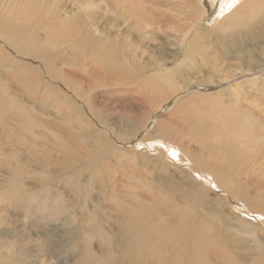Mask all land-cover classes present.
<instances>
[{
    "label": "bare ground",
    "instance_id": "obj_1",
    "mask_svg": "<svg viewBox=\"0 0 264 264\" xmlns=\"http://www.w3.org/2000/svg\"><path fill=\"white\" fill-rule=\"evenodd\" d=\"M131 1L103 0L102 3L105 13H111L115 21L131 15L125 9V5ZM148 1L153 2L155 12H158V8L173 12L169 21L173 27H169L171 34L172 31L174 33L177 29L180 30L178 24L181 16H187L191 22L183 25L185 32L182 31V39H179L180 42L175 45L182 49L183 52L180 51L186 59L194 56L193 53L202 58L221 55L223 60L229 56L228 58L236 65L234 70L239 72L236 76L246 70L253 71L256 64L264 67V0H212L218 3L217 15L209 24L202 26L198 24L205 18L204 0ZM59 2L61 1L53 0L52 5L48 0H5V2L0 0V44H2L0 74L4 69L13 70L16 74L10 75L8 71L7 80L2 79L0 75V112L7 113L4 111L6 107L9 113L16 111L18 113H13L17 116L20 114L30 118L33 108L43 107L60 114L61 103L72 106L76 102L80 103L79 99L83 101L82 103H86L88 110L87 113L83 112L80 105L78 109L76 107L77 110L72 108L70 114L65 115L66 122L72 124L75 121V124H79L75 118L78 115L83 125L75 126L79 131L67 138L72 142L59 146L60 153L58 151L57 154H62V157L56 156V159L51 160L49 156L54 151L45 155L44 159L36 157L32 160L30 157L31 162L46 171L39 192L32 194L33 197L38 195L33 204L35 211L32 210L26 196H23L26 193L23 185L21 191L10 192L20 197L12 200L10 198L11 206L21 212L25 219L34 216L36 220L45 219L48 222L49 219L56 217L57 221H62L60 225L72 227L69 231L71 237L68 238V246L76 254L74 255L77 261L74 264H245V262L264 264V242L255 232L256 224L247 220L248 217H257L256 220H259L264 232V107L260 108L261 105H258V112L251 114L250 110L235 106V113L230 119L225 115L226 117L221 116L220 120L207 124L204 119L199 118L197 119L199 122L195 125L192 123L191 127L187 125L188 129L174 128L173 124L169 125L161 119L154 121L151 127L152 118L164 110L170 102L168 100L190 87L191 82L182 78L185 72L182 71L183 65L173 64L170 68L168 64L173 61L172 58L143 62V57L136 55L135 47L129 44L127 39L123 41L112 39L108 33L112 31L109 24L108 28L104 26L99 30L98 21L94 20L96 19L94 16L89 18L90 21L87 20L88 18L84 19V23L88 25H84L86 29L82 28V22H79L81 19L69 21L66 16L62 17L60 13L64 9H61L62 5L60 8L57 7ZM76 2L77 0L74 4H77ZM10 5L23 9L21 12H15L9 7ZM177 6L178 9L175 8ZM139 13L141 15H138L136 9V14L131 15L136 18L129 21L134 22L135 27L139 26L138 31L147 30L149 25H146V21L141 22L144 15L148 14L147 9ZM68 14L69 12L65 13L67 16ZM157 14L161 22L165 15L162 12ZM20 16H25V20L18 23ZM108 21L112 22L111 19ZM53 34L60 37L59 40H52L50 36ZM4 44L12 50L6 49L8 47ZM4 48L8 51L7 54H2ZM229 53L232 55H228ZM215 61L217 62V59ZM210 62L213 63V60L211 59ZM84 64L89 68L87 75L76 74L75 69L81 70ZM114 65L120 66V70L112 69ZM22 66H25L24 74L21 73ZM101 69L120 76L125 93L129 92L132 95L135 93L143 99L134 100L136 97L133 96L132 105L128 109H122L129 115L126 124L124 122L121 128L117 127L119 123L117 125L114 123L116 126L109 124L107 115L104 114L105 108L108 107L107 103L103 101L104 103L101 104L102 98L96 94L100 89L104 94L109 86L91 88V85L87 84L86 76L89 71L96 75ZM226 77L229 79L225 74L220 79ZM259 81L258 78H254L251 82L234 86L229 94L237 101L251 100L250 95L253 96L254 91L245 89L258 87L260 82L264 87V80ZM172 82L170 89L172 93L168 90V93L161 97L166 99L162 100L164 106L151 107L152 115L150 117L146 115L148 119L144 121L145 117L140 114L138 107L142 108V104H147L148 101L152 103L153 101L149 99L151 94L158 92L161 86L170 85ZM11 84L18 88L17 91L21 96L10 91ZM246 85L248 87L245 88ZM262 89L264 91V88ZM237 104L239 105L238 102ZM185 109L190 107H182L176 111L174 116L178 121L186 118L181 116V112L186 111ZM178 111L180 113H177ZM190 130L195 134L188 133ZM143 131L150 137L142 141L145 145L142 144L153 154L142 156V165L159 170V173L155 174V171L154 175L149 171L154 176L151 178L150 175V179L155 183L152 200L156 201H152L144 193H137L136 202L131 205L123 193L116 190L119 192L116 194L113 188L110 189L114 176L109 169L112 165L108 162L112 156H119L120 161H124V156L129 154L133 158L131 165H135V160L137 161L141 156L126 147L127 143L123 142L138 136ZM238 136L242 137L238 138ZM217 139L223 140L225 149L220 145L219 148L218 145L215 149L212 148L211 142ZM27 162L19 159L13 165H9L0 159V168L6 169L11 181L20 182L23 174L25 176L24 166ZM51 164L58 167L64 175L67 174L68 180L73 176L82 177L85 174H89L92 180L98 177L94 187L103 198L89 209L88 218L71 216L73 212L71 208L66 204H59L62 195L58 190L55 193L52 189L55 186L51 185L53 182L59 184L57 183L59 178L50 175L52 169L47 172ZM176 166L181 176L180 174L176 176V171L171 173L173 167L178 170ZM133 172L125 174V180L132 181V178H137L139 182L142 181L141 179L144 180L142 178L144 174ZM71 181L69 186L65 185V189L83 187L80 181ZM119 183L122 184L123 180ZM211 192L215 194V198L210 196ZM76 194L78 202L81 201L82 209L90 207L88 200L90 195L85 188ZM121 198H125L129 206H122L124 204H121ZM153 202L152 206H148ZM234 206L240 209L234 218H230L226 210L233 212ZM98 208L100 211L104 208L105 212L100 214ZM107 210L109 212H106ZM67 214L71 216L69 220H60ZM3 218L0 217V224L7 226L8 223L4 222ZM51 221L54 222V219ZM242 234H250L251 239L246 240L240 236ZM94 238H100L101 252L94 251L92 246ZM22 241H12L16 245L10 246L8 250L13 248L15 253L12 256L8 254V250L4 253L5 256L10 257V263L1 260L0 264H30L31 261L26 260L29 254L18 245ZM252 242L256 244L255 248L250 247ZM237 245L246 248L245 255L237 254V250L233 249ZM25 254L26 257H23Z\"/></svg>",
    "mask_w": 264,
    "mask_h": 264
},
{
    "label": "rangeland",
    "instance_id": "obj_2",
    "mask_svg": "<svg viewBox=\"0 0 264 264\" xmlns=\"http://www.w3.org/2000/svg\"><path fill=\"white\" fill-rule=\"evenodd\" d=\"M2 1L5 2V0H2ZM59 1H61V2L58 3L57 7L60 8L61 7L60 5H62L61 9H64V10L60 14L62 15L63 18H65V16H66V18L69 19V21H70V19L71 20L72 19H81L79 22H82V25H83L82 28H85L88 24L84 23V19L88 18L87 20L90 21L91 18L96 16V19H94V20L98 21L99 25L97 27L99 30H102L104 26H107L109 24L110 29H112V31L111 32L107 31V32L110 33V36L112 37V39L113 38L115 40L121 39L122 41L127 39L128 43L135 47L136 55L141 57V58L143 57L142 58L143 62H145V61L151 62V60L153 61V60H156L159 58L160 59L172 58L175 63L173 61L171 63H169L168 66L170 68L173 67V64H174V66L178 65V64L183 65L184 69H182V71H185V72H183L184 76L182 78L186 79V81H188L189 83L191 82L190 87L185 91H181L174 98L168 100L170 102H168V104L165 106L164 110H162L160 113L155 115L154 118H152L153 120H152V122H150V123H152L151 127L154 125V121L161 119L163 121H166V123H169V125L173 124L174 128L179 127L182 129H188L187 125H189V127H191L192 124L195 125L197 122H199V120H197L199 118H201L202 120L204 119V121L207 124L212 123L214 120H218V119L220 120V117L221 116L226 117L225 115H227V117L230 119L231 117H233V114L235 113V108H234L235 106L236 107L239 106L241 109L250 110L251 114L252 113L255 114L258 112L257 111L258 105H261L260 108H262V106L264 107V105H263L264 103H260L262 101L264 102V99H263L264 96H262V94L264 95V91L262 89L264 87H263L262 82H260V81L264 80V67L257 66V64H256L254 66L253 71L248 72L246 70V72L244 71L245 73L242 72L240 75L236 76V74H238L239 72L234 70L236 65L232 61V59L228 58L229 56H227L226 60L225 59L223 60V59H221V55L219 57L217 55L216 56L212 55V56H209L207 58H202V57H199L198 54L193 53L192 55H194V56H190L189 59L185 58V55L182 53L183 52L182 49L180 47L175 46V45L178 44L180 42V40L182 39L181 38L182 37V31L185 32V28L183 25L187 24V22H188V24L191 23L187 19V16H181L180 18L177 16L180 19L179 22L181 25L178 24L180 30L177 29L179 31L177 32V30H176L175 31L176 33L175 32L173 33V31H172V34H171V31H169V27L171 26V23H169V21L171 20L170 15H172L173 12L166 11L165 9H160V8H158V12H155L156 9L153 6V2H150L148 0H132L131 3L125 5V9H126L128 14L135 15L136 9L138 10V15H141L139 13V11H142V10L145 11L147 9V12H148L147 15H144L141 22L146 21V25H149V28L147 30L138 31L137 27H139V26L137 25V27H135L134 22L129 21L130 19L136 18V17H133L131 15H126L124 17V19L121 18V19L113 21V18L110 15L111 13H108V12L105 13V11H104L105 8L103 7L104 6V4L102 3L103 0H77V2H76L77 4H74L75 0H59ZM48 2L53 5V0H48ZM9 7L12 9V11H15V12L16 11L21 12V10L23 9V8L21 9L19 6L12 7V5H10ZM203 7L206 9V14H205V18L203 19V21L200 22V24H198L200 26L207 25L210 23V21H213V19L217 15L216 11L218 10V3H215L212 0H204ZM175 8L178 9L179 6H177ZM153 9H154V11L152 12ZM66 12L67 13L69 12L68 16L65 15ZM160 12H162V14L165 15L164 19L161 22L158 18V14H157ZM86 16H89V17H86ZM174 16H175V13H174ZM108 19H111L112 22H109ZM18 20H19L18 23L21 21H24L25 16L24 17L20 16L18 18ZM181 20H182V22H181ZM84 25H86V26H84ZM109 26L104 27V28H108ZM171 28H173V27L171 26ZM93 29H95V27H93ZM50 38L52 40L57 41V40H59L60 37L53 34V36H50ZM172 44H174V45H172ZM0 45H2V44H0ZM6 47H8V46H6ZM6 49L12 50V48H9V47ZM6 49L5 48L2 49V54H4V53L7 54L8 51ZM228 55L231 56L232 54L229 53ZM211 59L213 60V63L210 62ZM216 59H217V62L215 61ZM181 61H183V62H181ZM0 63H1V61H0ZM184 65L186 67H184ZM115 68L117 70H120V66H118V65H114V67L112 69H115ZM29 69H33V67L32 68L29 67ZM88 70H89V68L85 67V64H84L81 67V70L75 69V72H76V74H79V75H87ZM8 71L10 72V75H12V73H14L13 70L4 69L0 74L2 79H4V80L8 79V77L6 76V75H9L7 73ZM21 73L22 74L25 73V66L21 67ZM14 74H13V76H14ZM224 74L229 76V79H227L228 77H226V79L225 78L220 79L221 76ZM17 76H19V75H17ZM86 77L88 79L87 84L91 85V88L97 87V86L101 87V85L109 86V88L106 89L107 91H105L104 94L101 93L103 91L102 89L98 90L99 93H96V94L101 96L100 98H102V101H100V99H99L101 104H103L105 101L107 103V104L106 103L105 104L108 107L105 108L104 111H106V112L104 114L107 115L106 119L109 120V124L111 123L112 125H115V124L117 125L119 123L117 127L121 128V125L124 124V122L128 119V115H129V113H126L127 112L126 110L124 111L122 109H126V108L128 109L129 106L132 105L131 102L133 101V96L136 97V98H134V100L138 99V100L142 101L143 99L140 98L141 96H139L138 94H135V93L133 95L130 94L129 92L125 93L124 88L121 84L120 76L114 74L113 72H107L104 69H101L95 75V74H92V72L90 70L88 73V76H86ZM254 78L255 79L258 78V80H260L259 81L260 85L258 87L253 86V87L246 88V87H248V85L245 86V88H246L245 90L251 89L252 91H254L253 96H252V94L250 95L251 100H248V101H244V100L237 101L236 99L234 100L232 98V96L229 94V91L231 90V88L234 86H237V85H241V84L246 83V82H251ZM119 80H120V82H119ZM178 83H179V80H178ZM172 84H173V82L170 85H166V86L163 85L159 88L158 92L152 93L151 97L149 98L151 101H153L152 103H150L148 101L147 104L146 103L142 104V108L138 107V108H140V111H141L140 114L143 115V118L145 117L144 121L146 120V118L148 119V117H150L152 115L151 107L161 106V105L164 106L165 103L164 102L162 103V100H166V99H162L161 97H163V95L167 94L168 90H169V93H172V91H170ZM9 87H10V91H12V92L14 91L13 93L21 96L20 92L17 91L18 88L14 87L12 84L9 85ZM224 92L226 94H223ZM106 93H108V94H106ZM195 95H197V96H195ZM261 99H263V100H261ZM180 100H181V103H180ZM200 100H201V102H199ZM79 101H80V103L76 102L77 104L75 103L72 106L61 103L60 105L62 106V110H61L60 114H57L52 110H48L47 108L43 109V107H40L38 109L33 108L31 110V113H32L31 116L34 119L32 117L29 118L26 116H21L19 114V116L21 117L20 118L16 114L18 112L11 110L12 113L16 112L15 113L16 115L14 113H13L14 114L13 115L12 113H9L7 111L8 108H6V107L4 108V111H6L7 113L0 112V116L2 117V118L0 117V144H1L0 145V159L4 162L8 163L9 165H13V163L18 161L19 159L24 160L26 162L29 160L24 166L25 176L23 174L20 182H18L17 180L11 181L6 169L0 168L1 169L0 170V217H2V218L4 217L3 218L4 222L7 221V223L9 224V225L7 224V226L0 224L1 225L0 226V229H1L0 230V261L2 260L4 263H10V257L5 256L4 253L7 252L8 248H10V246L16 245L12 241H22V240H23L22 243H20L18 245L24 248L26 254H29V257L26 260L29 262L31 261L30 264H35V263L43 264L42 262H45L46 264H74V262L77 261V259L75 260V255H76L75 252H73V249H71L68 246L69 245L68 242H69V239L71 237V236H69V235H71L69 231L72 230V227L64 225V224L60 225V223L62 221H57L56 217L49 219L50 221L48 220V222L45 221V219L36 220L34 218V216H31L30 218L25 219L23 217V215L20 214L21 212L15 210L14 207L11 206L9 199L11 198V200H12V199H15V197H17V196H14L13 194H11L10 192L20 190L21 188L25 187L26 193L23 194V196L24 195L26 196V198L29 200V204L32 207V210L35 211L33 208V204L35 203L38 195H36V197H33L32 194L39 192L40 187L42 185V180H43L42 178L45 176L44 172H46V171L44 169H41V167H39L38 165L34 164L31 161L35 160L36 157H37V159H44L45 155H47L49 152H53V151L54 152L52 153V155L49 156V158H51V160L56 159V156H57V158L62 157V154H57L58 151H59L58 153H60L59 146L66 144L67 142H72L71 140H68L67 138L71 135L73 136L76 131H79V129L75 128V126H80L81 124L83 125V122L80 119V117H78V115H76L75 118L78 120L79 124H75V121L72 124L69 122H66L65 121V115L70 114V110H72V108L76 109V107H77V109H78V107L80 105H81L80 108L83 110V112H85V113L88 112V110L86 108V106H87L86 103H82L83 101H81L80 99H79ZM236 101L239 103V105L237 104ZM182 107L183 108L190 107V109H185L186 111H182L181 116H185L186 118L180 119L178 121V119L175 118L174 115H175L176 111ZM20 111H22V109ZM172 111L174 114L172 113ZM24 112L26 113L25 110H24ZM177 113H180V112L178 111ZM63 114H64V116H62ZM190 114H193V115L191 116ZM36 115H38V116H36ZM146 115L148 117H146ZM13 116L15 118H13ZM23 117H25V118H23ZM63 117H64V119H63ZM19 118H20V120H19ZM21 121H22V123H21ZM60 123H62V124H60ZM23 124L25 127L23 126ZM125 124H126V122H125ZM210 125H212V124H210ZM15 126H17V127H15ZM30 126L32 127V129L29 130ZM151 127H150V129H151ZM121 133L119 135H121ZM188 133H190L191 135L195 134V133H191V130ZM194 136H197V135H193L191 137H194ZM29 137L31 139H29ZM149 137L150 136H148L146 134V132L143 131L141 134H139L138 136H136L132 139L130 138L128 140L126 138L127 140L123 142L125 144L127 143L126 147L131 148L132 151H134L137 155L141 156L140 159H138L137 161L135 160V165H131V163H132L131 159L133 160V158L129 154H126L124 156V161H120L121 157H119V156L118 157L112 156L111 157L112 159L109 158L108 163L112 165L109 167V169L112 171V176H114L113 179L111 180V183L113 181V184L110 185V189L113 188L114 192L116 194H119V192L123 193V196L130 202L131 205L135 204L136 199H137L135 195L137 193H144L148 197H150L151 200L154 197L153 192L155 191L154 188H156V187H155V183H154L153 179L152 180L150 179V175H151V178L154 177L153 176L154 172L156 171L155 174H158L159 170H154L152 167H150V168L145 167L144 165H142L143 161L141 160V159H143L142 156L144 157L145 154H151L152 153V152H149L145 146H143L144 142H142L145 139L148 140ZM239 137H242V136H238V138ZM13 139L16 141V143H15V141H13ZM243 140H245V137L243 138ZM222 141L223 140H220V139L219 140L217 139V141L213 140L211 142L212 148L215 149V147H217V145L219 148V145H220V147L222 149H225L224 143ZM13 142H14V144H13ZM60 142H62V143H60ZM19 144L22 145V147ZM222 144H223V146H221ZM29 145H30V147H29ZM14 146H16V147H14ZM34 147H35V149H34ZM15 148H16V150H15ZM19 150H20V152H19ZM11 151H13V153H10ZM16 151H18L20 154H18V152H16ZM28 153L30 155L31 154L32 155L30 156ZM23 155H24V157H23ZM30 157L32 158V160ZM32 164H33V166H32ZM116 164H118V165H116ZM176 168L178 170H175V168L173 167V168H171L170 171H171V173H174L176 171L175 172L176 176H178L180 174V170L177 166H176ZM48 171H50L49 173H50V175H52V177H55V178L58 177L59 178V179H57L58 180L57 183H59V184H56L55 182L51 183V185L53 184L52 186H55V187H52L53 191L56 193V191L58 190L59 191L58 193H60L63 197V198L61 197L59 199V204H66L67 206H69L71 208V210L73 211L71 216L74 215L77 218H85V217L88 218L87 213L89 212V209L92 208L96 203L101 201V199L103 198L101 193H99L98 190L95 189V187H94L95 182L98 180V177H95L94 180H92L89 174H85L86 176L84 175L82 177L80 175L73 176V178L71 177V180L80 181V184H82L83 187H76V188H72V189L68 190L67 188L65 189V185L67 184L69 186V183H71L72 181L67 179V177H66V176H68L67 174L64 175V173H61V171L58 169V167H56L53 164L50 165V168H48L47 172ZM133 171H135V172H133ZM145 171H146V173H145ZM129 172L130 173L133 172L136 174L141 173V175L144 174V176L142 177V178H144V180L141 178L140 179L142 181H140V182L137 180V178H132V181L131 180H125L126 179L125 174H128ZM36 174H38V175H36ZM146 174H147V176H146ZM26 175H27V177H26ZM61 175H62V179H61ZM179 176H181V174ZM87 177H90V178H87ZM120 180H123L122 184L119 183ZM145 184H146V186H145ZM21 185H23L24 187H22ZM113 185H114V187H113ZM58 186L62 187V188L59 189ZM83 188H85L87 190L88 194L90 195L89 199H88L90 201V207L88 206L87 208L82 209V207H80V206H82L81 201L79 200V202H78V196L76 193H78L79 191H82ZM151 189H152V191H151ZM116 190H119V192ZM161 191H162V189H161ZM162 193L164 194V191ZM210 196L212 198H215V194H213L212 192L210 193ZM17 198H20V197H17ZM125 198L120 199V202H121V204L122 203L124 204V205H122L124 207L129 206L125 202V200H124ZM154 199H156V198H154ZM166 199H167V197H166ZM115 201H117V198L115 199ZM152 201L155 202L156 200H152ZM154 202L148 204V206H152L154 204ZM235 207L236 206H234V208H233L234 210L232 209L233 212H231L229 209L226 210V212L228 213L227 216H229L230 218H234L236 216V212L240 209V208L236 209ZM98 210L100 211L99 208H98ZM103 210H104V208H102V211H100V214H101V212H105ZM106 212H109V210H107ZM7 215H8V217H7ZM71 216H69V214H67V216H62L60 218V220L61 219H63V221L69 220ZM33 218L35 220H33ZM256 218L257 217H252V218L248 217L247 220H248V222L256 224V225H254L255 226V232L259 235V239L262 242H264V232L261 229V225H260L259 220L258 219L256 220ZM52 219H54V222L51 221ZM35 221L37 222V224ZM34 224L38 225V226H35ZM39 227H41V228H39ZM240 236L245 238L248 241L251 239L250 234H248V235L242 234ZM92 244H93L92 246H93L95 252H97V253H98V251L101 252L102 247H100L101 246L100 238L99 239L94 238ZM99 244H100V246H99ZM255 245L256 244L253 242L250 243V247L252 246L253 248H255ZM238 247H239V249H238ZM242 247L243 246L237 245L233 249H236L237 251L236 250L235 251L238 252L237 254L242 256V255L246 254V250H245L246 248H242ZM14 253H15V250L13 248L8 250V254L10 256H12ZM26 254L23 257H26ZM245 264H250V263L245 262Z\"/></svg>",
    "mask_w": 264,
    "mask_h": 264
}]
</instances>
